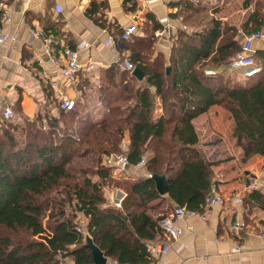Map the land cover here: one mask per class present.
<instances>
[{
	"label": "trees",
	"instance_id": "trees-1",
	"mask_svg": "<svg viewBox=\"0 0 264 264\" xmlns=\"http://www.w3.org/2000/svg\"><path fill=\"white\" fill-rule=\"evenodd\" d=\"M178 4L185 12L199 8L188 1ZM105 8L104 1L92 0L87 9V16L103 28ZM135 9L134 3L130 10ZM147 17L144 37L125 44L127 57L144 72V79L118 65L100 75V99L110 106L123 101V106L112 105L100 121H93L83 103L75 101L73 109L62 110L58 102V116L39 112L31 120L18 101L11 119L1 117L0 264H67L69 258L72 264H93L89 237L111 260L147 264V245L168 240L160 221L169 216L172 205L200 210L216 184L215 163L203 153L193 124L213 106L229 112L242 159L264 158V50L253 54L262 66L258 75L229 84L224 81L225 67L241 51L243 40L234 27L211 18L194 31L179 30L166 60L156 53L150 37L163 25ZM263 27L264 7L259 6L243 33ZM83 79V84L88 81ZM77 124H88L80 138L72 133ZM16 130L23 138L16 137ZM125 136L130 165L138 164L149 149L147 172L115 181L104 156L119 152ZM93 168L97 180L89 173ZM149 174L166 177L167 195H159ZM113 182L126 194L121 207L109 204L105 195L104 185ZM243 200L264 207L259 189L248 191ZM81 225L86 235L78 231Z\"/></svg>",
	"mask_w": 264,
	"mask_h": 264
},
{
	"label": "crops",
	"instance_id": "crops-1",
	"mask_svg": "<svg viewBox=\"0 0 264 264\" xmlns=\"http://www.w3.org/2000/svg\"><path fill=\"white\" fill-rule=\"evenodd\" d=\"M5 1L10 5L12 20L8 25L11 38L0 47L1 117L2 108L9 101H15L16 104L20 101L23 115L31 119L39 112L58 116L56 104L63 95L83 103L86 106V113L90 112L94 103L88 100V97L91 99L93 96L94 99L96 90H99L100 75L113 65L124 68L122 62L128 56L129 50L126 45L120 47L116 43L120 31L135 23L137 32L132 38L144 37L142 29L148 15L159 22L162 18H169L168 25L161 29L163 32L161 35L156 36V32L150 33L156 53H162L166 60L170 57L171 46L178 31L195 30H188L183 24L182 14L186 12L183 11L182 5L178 4L179 0H157L153 3H150V0H100L106 4L102 11V18L107 23L106 28L87 16V9L92 0ZM201 2L202 0L199 4ZM134 3L136 9L132 11L130 9ZM36 24L54 37L58 50L64 47L77 49L80 44L89 43L88 47L79 50V57L83 63L93 61L95 69L80 72L74 80L62 77L61 69L65 61L60 56L54 60L45 53L42 41L31 33V27ZM261 32L264 33V27ZM239 33V39L242 40L245 34L242 30ZM110 36L114 42L106 44ZM253 49L254 53L264 50V37L254 42ZM83 78L88 80H85L84 84ZM157 101L159 102L158 98ZM214 108L216 106L195 118L194 126L197 120L211 115ZM101 115L95 119H99ZM126 141L128 142L127 137ZM239 154L242 158V152ZM263 160L260 155L246 160L247 170L244 178L240 180L238 175L216 171L215 182L228 201L237 195L244 198L245 194L251 191L247 189L249 181L264 178V165L261 167L256 165ZM145 173L144 170L133 166L129 168L128 175L135 178ZM258 189L264 194V185ZM106 193L109 204L121 207L126 195L123 190L116 188ZM244 203L235 206L231 215H224L222 206H213L207 222L199 219L179 221L178 226L187 231L179 240L171 242V250L161 260L162 264H264L263 207L255 203L251 205ZM172 206L174 209L175 205ZM169 217L170 214L167 218ZM236 221L243 223L238 237L232 231V224ZM235 239L242 242L244 246L242 251H234ZM170 241L171 238L168 236L165 242ZM113 261L108 257L107 264H112ZM69 264H72V261H69Z\"/></svg>",
	"mask_w": 264,
	"mask_h": 264
},
{
	"label": "built area",
	"instance_id": "built-area-1",
	"mask_svg": "<svg viewBox=\"0 0 264 264\" xmlns=\"http://www.w3.org/2000/svg\"><path fill=\"white\" fill-rule=\"evenodd\" d=\"M157 0H150V3L156 2ZM179 1H189L194 4H199L200 0H179ZM0 12H1V21H0V47L4 45L11 37L10 32L8 29V25L11 23L12 16H11V8L8 2L5 0L0 1ZM160 23L163 24V27L168 25L169 18L165 17L160 19ZM137 32V24L132 23L128 26H126L118 40H116V43L118 46L123 47L126 42L130 41L132 37ZM31 33L39 38L45 49V53L48 56L53 57L54 60H56L59 56L62 57L65 61L64 66L61 69L62 77L66 79H75L78 74L82 71L90 72L95 69V63L93 61H88L87 63H83L80 60L79 57V50L83 47H88L89 43H82L78 46L77 49L70 48V47H64L62 50H58L55 47V39L53 36L48 35L44 29L39 27V25H34L31 27ZM163 32L161 30L156 31V36L161 35ZM264 37V33L259 32H253L249 35H244L242 40V49L241 51L235 56L234 60L230 64V68L232 70H240L242 71L244 77H253L258 75L262 71V66L256 61L254 58V49L253 45L256 40H260ZM114 42L113 37H109L106 40V44ZM122 65L125 69H128L129 71L133 72V70L136 68L134 63H132L128 57H125L123 59ZM214 71L207 70V74H212ZM16 106L15 101H9L7 104H5L2 108V118L3 119H11L14 116V108ZM75 107V100L72 98H69L68 96L63 95L60 99V109L62 110H71ZM127 144L128 142L125 140L123 142V152H120L119 154H112L111 157H109V164H111L116 173L120 174H128L129 168L133 167V165H130L127 161L126 153L127 150ZM148 155H144L138 164H136L134 167L137 169H143L146 166ZM146 174V173H145ZM149 177H152L151 174H149ZM261 185H264V178L262 179H256L253 181H249V184L247 186L248 190H257ZM232 203V204H228ZM244 200L243 196L237 195L232 198L231 201H228L226 197L221 193L218 186L216 184H213L208 195L206 196L204 200V204L202 206V209L200 210H194L189 209L185 206H179L175 205L172 213H170L169 218H165L164 220L160 221L161 227L168 232V236L171 238L170 242H153L149 243L147 245V252L150 254V261L147 264H162L161 260L169 253L171 250V242L179 240L183 233L187 231V229H183L180 226H178V222L185 219H199L203 222H207L210 218V210L215 205L222 206V211L224 215H231L234 213L235 206L243 205ZM120 206V204H118ZM263 213H264V207H263ZM243 226V223L240 221H236L234 224H232V231L236 237L239 236V231L241 230V227ZM78 231L86 235V230L83 225L78 227ZM234 251H242L244 249V246L242 242H240L238 239H235L233 242ZM182 248V247H181ZM180 248V249H181ZM179 249V250H180ZM112 264H130L128 262H118L114 260Z\"/></svg>",
	"mask_w": 264,
	"mask_h": 264
},
{
	"label": "rangeland",
	"instance_id": "rangeland-1",
	"mask_svg": "<svg viewBox=\"0 0 264 264\" xmlns=\"http://www.w3.org/2000/svg\"><path fill=\"white\" fill-rule=\"evenodd\" d=\"M198 5L199 8L196 12L192 10H188L186 11V13L182 14L183 24L185 25V27L188 28V30L200 28L204 24H206L211 18H217L220 19L222 22H224L225 25L234 27L236 29L235 31H237V33L239 34L240 30L243 31L244 24L248 20L249 15L257 7L259 6L264 7V0H251L248 6L245 5V0H202V2ZM229 66L225 67L226 69L225 71L226 77L224 79L225 82H228L229 84H233L235 82H245L248 80L246 77H244L242 71L232 70L231 68L228 69ZM88 100L94 103V106L90 108V112H88V116H90V118L93 121H100L104 117V115L109 112V108H112V105L123 106L125 104L123 101H119V102L113 101L114 103H112V105L110 106L109 103H106L100 99L99 90L98 91L96 90V95L94 99L92 96L91 99H89L88 97ZM100 114H102L100 118L95 119L99 117ZM40 115L42 116L43 114ZM35 117L36 116H34L33 118ZM17 118L15 119L16 121H21L24 124L27 123L26 121L24 122L23 120L20 119L17 120ZM68 121H69L68 124H71L69 126H72L71 121L67 120V122ZM2 123L3 122H1L0 120V126ZM76 127H77L76 130L74 129V132L72 133L76 135V137L80 138L83 135L82 133L87 131L88 124L87 125L77 124ZM195 127L201 141V149L203 153L206 155V157H208V159H210L211 161H213V163H215V165L213 166L214 180L216 177V171L218 173L228 172L227 174L230 175H238L237 177L239 178V180L244 178L245 171L247 170L246 163L241 158V154H239L242 152V149L236 145V140L232 136L233 120L229 112L223 109L222 107L216 106L212 114L207 115V118L204 117L200 120H197ZM70 132L71 131H67L66 133H70ZM15 135L18 138H23L21 136V133L18 132L17 130L15 131ZM125 140H126V136L121 141L120 151L114 154H119L120 152H123L122 144L123 142H125ZM69 143L68 145H73ZM32 152L34 151H29V155H31ZM149 152H150L149 149H147V154H150ZM111 155L112 154L104 156V160H105L104 163H106V165L111 166L108 160L109 157H111ZM74 159L71 161V165L74 163L75 161ZM83 162L87 163V161H83ZM256 165L257 167L263 166L264 160L262 163L259 162ZM254 168L255 166L252 168V170ZM141 170L147 172L145 168ZM112 172L115 177L114 179L115 181L117 180L123 181L127 178H131V176L128 174L116 173L114 167L112 168ZM89 173H91V178L93 180L98 179L95 168H93L92 171ZM114 184L115 182L104 185L105 195H107L106 192L112 191L117 188ZM118 188L121 189L120 187ZM62 189L63 187H61L58 191H61ZM55 192L56 191L52 192L51 195H53ZM60 197L63 196L60 195ZM168 205L169 203L166 201L163 203L162 207L166 209ZM69 259L67 260V264L69 263V261H71V259L70 260Z\"/></svg>",
	"mask_w": 264,
	"mask_h": 264
},
{
	"label": "water",
	"instance_id": "water-1",
	"mask_svg": "<svg viewBox=\"0 0 264 264\" xmlns=\"http://www.w3.org/2000/svg\"><path fill=\"white\" fill-rule=\"evenodd\" d=\"M170 71V68H167V72ZM132 74L137 77L138 80L144 79V72L139 68L136 67ZM156 184V190L158 191L159 195L164 196L168 193V181L164 176L152 175L151 177ZM87 247L91 250L93 264H107L108 257L107 255L94 243L92 238H87Z\"/></svg>",
	"mask_w": 264,
	"mask_h": 264
}]
</instances>
